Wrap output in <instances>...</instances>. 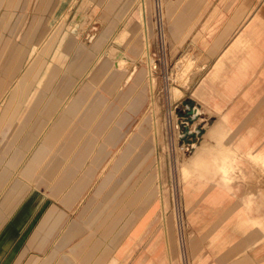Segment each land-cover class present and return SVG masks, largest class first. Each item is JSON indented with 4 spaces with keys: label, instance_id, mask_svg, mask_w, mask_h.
<instances>
[{
    "label": "rangeland",
    "instance_id": "374dc122",
    "mask_svg": "<svg viewBox=\"0 0 264 264\" xmlns=\"http://www.w3.org/2000/svg\"><path fill=\"white\" fill-rule=\"evenodd\" d=\"M15 1L0 0V19L5 13H14L5 18L8 19L9 23L6 29H4L5 20H0V145L4 143L6 146L4 150H0V159L7 155V149L31 123L36 111L38 112L43 106L41 101H43L44 96L54 92L51 85L54 83L53 86H56L62 82L58 79L60 65L63 66V74L70 72L73 68L72 66L78 59L73 58V53L78 46L83 48L81 53L87 52L93 45L95 48L99 47V52L107 55L112 60L113 65L116 61L115 56L120 54L116 49L110 48L115 45L114 36L120 27V23L117 20L112 21L113 18L117 17L104 10L103 0L98 2V6L94 10H92L93 0H17L16 6ZM120 5L122 7L123 2ZM136 5L143 17V36L146 35V38L142 41L150 44L149 49L148 46L147 49L143 48V54L148 52L149 58L147 56L145 61L141 58L134 60L126 54H121L131 61L134 79H140L141 71H143L144 101L140 109L128 117L122 132L110 141L111 144L108 145V149L116 152L117 148L125 145V135L133 130L142 114L147 112L150 116V112H148L150 102V108L153 107L156 110L155 119L160 133H158L159 139L156 140V147L152 143L148 145L147 151H151V153H149L143 168L134 169L126 177L125 186L112 197V202L114 203L124 196L127 188L137 180L147 165H151L154 169V174L148 180H152V177L156 179L157 200L155 199L152 206L146 207L144 210L146 214L140 215L141 218L135 220L134 223H127L125 219L128 215L123 216L121 213L119 218L105 225L110 228V234H106L102 231L104 228L102 222L106 210L91 225L84 222L85 218L90 217L91 219L93 217L90 215L93 208L88 207L84 210V207L88 198L104 179L103 176L97 177L96 175L95 183L88 189L84 201L76 202L70 208L65 207L50 195L49 190L41 186L39 188L41 198L37 204L36 213L24 231L18 235L19 240L9 251L10 255L17 253L25 244L29 253L43 255L45 251L40 250V246L34 244H38L43 237L41 234L43 231L49 232V225L59 214L62 215L60 224L55 231L53 230L52 238L58 237L61 227L64 228L75 221L78 222L77 232L69 239L67 245L62 247V251L58 249L57 253L53 254L50 258L51 262L48 264H59L61 252L71 253L78 249L81 253L83 248L93 242L96 237L102 241H108V243L111 238H114L112 247L103 248L101 246L106 254L96 264H228L240 256L241 253L239 252L246 250L248 242L245 241L246 232L239 223V215L220 214L219 207L221 206H217L216 209H212L211 213L206 214L203 212V203L200 198L196 197L197 194L195 193L193 194L195 200L192 203L194 215L185 211L177 179L176 161L189 156L194 150V148L191 149L186 155L180 153L181 140L189 137V131L195 126H197L196 130L201 129L196 134L199 136L197 142L199 144L203 139L206 126L217 118V114L209 113L205 105L192 96V92L198 87L202 78L216 61L215 57L205 58L206 54L201 42L195 36L202 31L203 24L211 13L218 11V13L224 14V18H221L218 27L227 21L233 22V28L223 47H226L240 32L246 30L247 32H245L248 33L246 28L251 24L260 31L258 33V45L261 44L264 47V0H235L234 2L232 0H184L183 2L182 0H137ZM7 7L9 8L7 9ZM120 7L118 6V9ZM192 10H196L193 13L194 16L193 14L189 15ZM183 12L186 13V18H180ZM236 14L237 18H235ZM145 26L146 33H144ZM32 28L35 30V34ZM108 28H110V32L104 39L101 34ZM53 39H55V43H52ZM50 43L52 44L49 51H45V47ZM21 46L23 49L17 55V64H15L12 61L13 56ZM89 53L95 54L94 51L90 50L84 55L85 59ZM36 55H40V59L32 71L33 74L25 76L28 63ZM188 57L191 58L193 64L187 71V82L184 85L185 71L181 70L185 68ZM145 62L149 63V69ZM96 63L93 61V64H90V69L95 67ZM53 64L57 68L54 71V76H52ZM112 64L111 67H113ZM146 69L147 72H144ZM227 69L224 68V70ZM73 74L79 76L75 69ZM68 75L70 76V74ZM15 77L18 78L19 90L16 97L12 96L16 90ZM216 84L218 85L219 82ZM175 87L184 92L180 98H178V94L180 96L182 93ZM220 88L221 86L217 87V89ZM171 89L177 90L173 91L172 94ZM149 90L150 92H148ZM176 93L177 95H175ZM59 95L62 96L63 92ZM174 95L176 98L173 99ZM224 102L223 109L230 112L236 139L243 136L248 138L252 144L259 143V146L264 148V55L254 71L239 82L233 94ZM176 105V110L172 113V124L178 125L179 131H181L184 120L180 117L185 114L190 129L185 136L182 135L185 133V129L182 130L183 132L179 136L175 126L176 132L173 129L172 142L168 145L165 132L167 116ZM186 105L191 110L199 109L201 113L197 116L192 113V115H188L184 110ZM6 108H8L7 110L11 109V112L8 116L9 119H6L7 122L2 125V115ZM13 112L15 113L12 114ZM113 112L117 113L118 109L115 111L114 108L109 116L103 119L100 128H97V135L94 137V141L97 142L96 146L104 142L103 139L106 132L109 131V126L115 120V113ZM41 122L39 124L35 120L32 127L37 130L41 129L43 121ZM151 128L153 132L154 126ZM178 137L179 144H177ZM174 144L176 148L171 146ZM16 154L17 151L13 156ZM105 154L106 150H102L96 169L97 173L106 163ZM154 162L156 163L154 164ZM242 168H244L246 176L243 178L236 177L232 181L238 192L235 191L232 200H227L228 202L226 201L227 203L222 205L223 208H228V212L233 207L241 208V199L246 198L249 193L258 196L260 192L264 191V173L259 170L260 168L250 160L245 161ZM14 180H17L16 177H13L11 183L6 184L3 190L0 185V205L5 202V195ZM24 191L29 193L32 189L26 187ZM24 195L26 193L13 200L7 211L6 219L9 218L10 213ZM176 210L177 217H175ZM197 212H199L198 215ZM50 216L52 219L44 230L43 225ZM193 217H197L198 222H192L191 218ZM162 222L169 234L168 249L170 250L168 252L164 230L161 226ZM3 225L4 222H1L0 230ZM206 226L209 229L204 230ZM216 233H219V237L215 243L209 247L206 246L208 239ZM201 238L204 240L199 241ZM95 243L100 247L97 242ZM196 244L199 245L196 246ZM253 245L255 246L249 247L245 252L252 257L264 255V239L258 244L253 243ZM46 252L50 251L46 249ZM112 258H115L114 262L111 261ZM238 263L245 264L246 261H239L236 264Z\"/></svg>",
    "mask_w": 264,
    "mask_h": 264
},
{
    "label": "crops",
    "instance_id": "0c3cea01",
    "mask_svg": "<svg viewBox=\"0 0 264 264\" xmlns=\"http://www.w3.org/2000/svg\"><path fill=\"white\" fill-rule=\"evenodd\" d=\"M99 1H92V10L98 6ZM121 2H123L122 7H120ZM131 2V0H103V7L108 14L116 15L117 18H113L112 21L117 20L120 23L114 36L115 45L110 48L137 60L142 56L143 48L147 49V43L142 41L146 35L143 36V17L137 8V0ZM17 3L16 0L15 6ZM195 12L196 10H192L189 15ZM13 14V12L5 13V16H2L1 19L5 20L4 29L9 24L8 19L5 18L7 15L9 17ZM237 17L236 14L235 18ZM180 18H186V13H181ZM221 18H224L223 13H218V11L211 13L203 24L202 31L195 36L201 42L206 54L205 58L215 57L216 61L192 92V96L200 100L209 113L217 114V118L206 126L201 142L178 165L177 179L183 205L188 214L194 215L192 203L195 200L193 198L195 193L203 203L200 202L203 212L206 214L211 213L212 209H216L217 206H221L219 207L220 214L239 215V223L246 232L244 236L245 241L248 242L246 245V250H248L249 247L255 246L253 243L258 244L264 239V208H262L264 206V191L260 192L258 196L249 193L246 198L241 199V208L233 207L228 212V208H223L222 205L227 203V200H232L235 191L238 192L232 181L236 177L246 176L244 168H242L245 161L250 160L264 173V148H261L259 143L252 144L248 138L243 136L236 139L230 112L223 109V104L233 94L239 82L253 72L262 61L264 47L261 44L258 45L260 31L252 24L246 28L248 33L246 30V32H240L226 47H223L233 28V22L227 21L218 27ZM32 30L35 34V30L33 28ZM109 32L110 28L105 29L101 36L105 39ZM81 48L78 46L74 51L73 58L78 59L70 72L63 74V66L60 65L58 79L62 82L56 86H53L54 83L51 85L54 92L44 96L41 101L43 106L38 112L36 111L31 123L7 149V155L0 159L2 190L6 184L11 183L13 177L17 179L12 181V185L5 195V202L0 205V223L4 222L0 230V264H48L51 262L50 258L53 254L57 253L58 249L62 251V247L66 246L69 239L76 234L77 221L64 228L61 227L58 237L53 239L52 232L58 228L62 215L59 214L49 225L52 219L50 216L43 225L44 230L49 225V232L43 231L41 233L43 237L38 244H34L40 246V250L45 251L43 255L29 253L26 244L17 253L9 254L13 245L19 240L18 235L24 231L36 213L37 204L41 198L39 191L41 186L49 190L50 195L65 207L70 208L74 203L84 201L88 189L95 183L96 175L97 177L103 176L104 179L88 198L84 207V210L88 207L93 208L90 214L93 217L85 218L84 222L91 225L106 210L102 222L104 225L102 231L106 234H110V228L105 225L119 218L121 213L123 216L128 215L125 219L127 223H134L135 220L141 218L140 215L146 214L144 211L146 207L152 206L155 199L157 200L156 179L152 177V180H148L154 174V169L151 165H147L137 180L127 188L124 196L120 200L112 202V197L125 186L126 177L134 169L143 168L149 153H151V151H147L148 145L152 143L156 147V140L160 133L155 119L156 110L153 107L150 108V102L148 106L150 116L147 112L142 114L133 130L125 135V145L117 148L116 152L108 149L110 141L124 129L128 117L136 113L143 104V71H141L140 79L136 80L133 78V72L129 74L130 70L120 72L116 68L111 69L112 60L104 53H100L99 47L95 48L93 45L88 49V51H94L95 54L89 53L86 59L84 55L88 51L81 53ZM105 58L108 59L104 61ZM93 61L97 63L90 69V64L92 65ZM186 61L185 68L181 70L185 71L184 85L187 82V71L193 64L189 57L186 58ZM145 64L149 69V63L145 62ZM52 68V76H54L56 65L53 64ZM106 68L109 73L103 77L102 71ZM224 68L228 69L224 70ZM74 69L79 76L73 74ZM144 72H147V69ZM54 82L56 83V80ZM217 82H219L218 85ZM218 86L221 88L217 89ZM178 89L182 93L178 97L180 98L184 92L180 88ZM62 92L63 95L58 96ZM114 108L115 111L118 109L117 113L113 112L115 120L109 126V131L106 132L103 139L104 142L96 146L97 142L94 141V137L97 135V128H100L103 119L108 117ZM50 110L51 113H49ZM198 112L201 113L199 109ZM35 120L39 124L43 121L41 129L37 130L32 127ZM152 126L155 128L153 132L151 131ZM4 145L1 143L0 150L5 149ZM102 150H106L107 159L103 168L97 173L96 169ZM16 151L17 154L13 156ZM183 167L184 172L187 173L183 172L181 169ZM26 187H30L32 191L25 192ZM25 193L26 195L13 211L9 212V218L6 219L7 211L13 200ZM198 214L199 212H197ZM191 221L198 222L197 217L191 218ZM161 226L164 230L168 252L169 234L163 222ZM206 229H209L208 226L204 230ZM255 236L257 237L254 240ZM218 237L219 233L213 234L208 239L206 246H211ZM203 240L204 238L199 239V241ZM113 245L114 238H111L108 243V241H102L96 237L93 242L83 248L81 253L78 249L71 253L61 252L58 263L96 264L106 254L101 246L110 248ZM46 249L50 252H46ZM246 250L239 252L240 256L228 264H236L239 261H246L247 264H264V255L252 257L245 252ZM111 261L114 262L115 258H112Z\"/></svg>",
    "mask_w": 264,
    "mask_h": 264
},
{
    "label": "bare ground",
    "instance_id": "6f19581e",
    "mask_svg": "<svg viewBox=\"0 0 264 264\" xmlns=\"http://www.w3.org/2000/svg\"><path fill=\"white\" fill-rule=\"evenodd\" d=\"M13 1H15V0H13ZM144 7V6H143ZM144 11V10H143ZM3 24V23H2ZM1 29V28H0ZM144 33H146V26L144 27ZM58 34V33H57ZM55 37V36H54ZM56 39V38H55ZM55 39H53L52 40V43L54 42V40ZM93 40V39H92ZM52 43H50V44H48L46 47H45V51H49V47L51 46V44ZM55 43V42H54ZM71 44V43H70ZM35 45H37V44H35ZM79 45V44H78ZM77 45V46H78ZM41 46V45H40ZM40 46H38L39 48H40ZM147 46H148V44H147ZM38 48V49H39ZM22 49H23V47L21 46L19 49H18V52L16 53V54H14V56H13V60L12 61H14L15 62V64H17L16 62V60H17V55L19 54V52L20 51H22ZM80 50H82V48L80 49ZM38 51V50H37ZM68 51V50H67ZM147 52V51H146ZM33 54V53H32ZM74 54V53H73ZM147 56H148V58H149V55H148V52L147 53H145V54H142V56L140 57L143 61H145L146 59H147ZM39 59H40V55H36V56H33L32 57V59L30 60V62L28 63V65H27V69H26V74H25V76H29V75H31V73H32V71L34 70V68H35V66L37 65V62L39 61ZM115 60V62H114V65H113V67H111V69L112 68H116V69H118V70H120V71H124V70H126V69H130V73L129 74H132V72H133V70H131L132 68H131V66H132V64H131V61L126 57V56H124V55H122L121 53L120 54H118V55H116L115 56V58H114ZM150 60V59H149ZM11 61V63H14V62H12ZM105 61V60H104ZM70 62H71V60H70ZM69 63V62H68ZM104 64V63H103ZM15 66V65H14ZM105 66V65H104ZM13 67V66H12ZM15 68V67H14ZM105 68V67H104ZM135 68V67H134ZM108 68H106L104 71H102V76H104V77H106V75L109 73L108 72V70H107ZM121 69H123V70H121ZM21 72V71H20ZM38 73V72H37ZM33 74V73H32ZM131 76V75H130ZM16 78V77H15ZM13 83V82H12ZM18 78H16V80H15V85H16V90H15V92H14V94L12 95V96H14V97H16V94H17V91H19L18 90ZM27 83V82H26ZM174 88V87H173ZM176 88V87H175ZM24 89H27V88H25L24 87ZM175 90H177V89H171L170 90V92L173 94V91H175ZM180 91V90H179ZM179 93V92H178ZM181 94V93H180ZM175 95H177V93L175 94ZM173 96V99H174V97L176 98V96ZM171 97V96H170ZM178 97H179V94H178ZM20 98V97H19ZM13 106V105H12ZM8 108H6L5 110H4V113H3V115H2V125H3V123H5V122H7L6 121V119L8 118V116H9V114H10V112H11V109H9V110H7ZM198 111V110H197ZM151 112H152V114H154L153 113V109H151ZM15 112H13L12 114H14ZM199 113V112H198ZM11 114V115H12ZM9 119V118H8ZM156 133V132H155ZM197 146V145H196ZM195 146V147H196ZM215 150V149H214ZM190 155V154H189ZM186 157H184V158H182L181 160H177L176 162H177V167H178V165L181 163V161L182 160H184ZM203 160V159H202ZM204 163V162H203ZM202 163V164H203ZM200 164H201V162H200ZM204 165V164H203ZM182 170H183V172H184V167L183 168H181ZM184 173H187V172H184ZM189 173V172H188ZM158 174V173H157ZM187 175V174H186ZM159 177V176H158ZM157 177V178H158ZM177 210L175 211V217H177ZM167 216V215H166ZM164 219V218H163ZM168 219V218H167ZM165 220V219H164ZM168 223V222H167ZM168 225V224H167ZM167 250V249H166ZM170 250V249H169ZM244 263V262H243ZM239 264V263H238ZM246 264V263H245Z\"/></svg>",
    "mask_w": 264,
    "mask_h": 264
},
{
    "label": "built area",
    "instance_id": "2783aa9c",
    "mask_svg": "<svg viewBox=\"0 0 264 264\" xmlns=\"http://www.w3.org/2000/svg\"><path fill=\"white\" fill-rule=\"evenodd\" d=\"M176 107L177 105L173 108V110L168 114L167 116V122H166V137H167V140H168V145H170V142H172V138H173V129L175 130L176 132V129H177V134L180 136V133H182L184 129H190L189 126H188V122L186 121L187 120V116L184 114L182 115L180 118L182 120H184V123L183 126H182V129L181 131H179V126L178 125H174L172 124V118H173V115L172 113L175 112L176 110ZM176 117V116H175ZM178 119V118H177ZM174 125V127H173ZM175 126H176V129H175ZM197 126H195V128H193L191 131L190 134H188L189 137H187V139H182V143L180 144L179 148H180V153L183 154V155H186L188 152L191 151V149L195 148V146L197 145V142H198V139H199V136H196V134L194 133V131L196 130ZM172 129V130H171ZM201 131V129H199ZM159 139V137H158ZM178 140H179V137L177 139V144L178 143ZM173 148H176L175 144L174 145H171ZM172 148V149H173Z\"/></svg>",
    "mask_w": 264,
    "mask_h": 264
},
{
    "label": "water",
    "instance_id": "95a60500",
    "mask_svg": "<svg viewBox=\"0 0 264 264\" xmlns=\"http://www.w3.org/2000/svg\"><path fill=\"white\" fill-rule=\"evenodd\" d=\"M184 110H186V112H187L188 115H192V114H194V115L197 116V115L199 114L198 111H197V108H194V109L191 110V108H190L188 105L185 106V109H184ZM191 113H192V114H191ZM190 118H191V116H190ZM188 131H189L188 129H185V133L182 134V135L185 136V134H186ZM199 132H200V130H195V131H194L195 134H198ZM189 133H191V131H189Z\"/></svg>",
    "mask_w": 264,
    "mask_h": 264
}]
</instances>
